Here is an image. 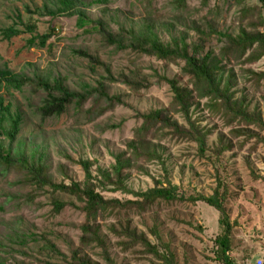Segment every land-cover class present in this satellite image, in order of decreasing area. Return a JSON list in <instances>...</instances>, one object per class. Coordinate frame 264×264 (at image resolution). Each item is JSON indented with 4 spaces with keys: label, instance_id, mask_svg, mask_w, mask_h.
<instances>
[{
    "label": "rangeland",
    "instance_id": "374dc122",
    "mask_svg": "<svg viewBox=\"0 0 264 264\" xmlns=\"http://www.w3.org/2000/svg\"><path fill=\"white\" fill-rule=\"evenodd\" d=\"M81 6L87 18L79 15L40 16L33 11L41 0H0V67L32 80L23 90H0L5 106H11L13 115H21V126L16 150L31 160L49 167V175L57 183H82L85 171L79 161L93 162L92 174L102 180L98 169L112 171L115 154L125 153L130 165L123 171L125 186L136 191H146L155 186L176 185L178 193L189 197L196 194L212 196L222 184L224 205L233 224L231 256L237 264H264V131L258 126H248L215 108L208 98H196L190 109L192 120L207 134V149L201 155L196 142L174 137L168 130L153 129L148 134V153L134 155L128 148L143 125L142 114L154 109H165L174 101L169 85L157 84L155 73L177 78L189 83L182 66L130 51L106 47L99 27L94 21H103L114 32L121 28L138 27L146 19L156 26L161 38L171 42L173 37L185 36L188 42L198 40L197 27L209 32L237 35L242 29L250 33H264V6L260 0H187L180 8L176 0H109L92 6ZM30 18L37 22V31L26 30ZM25 31L7 39L8 28ZM52 33L46 46L30 45L34 35ZM227 40L218 35L206 45L221 55ZM87 52L102 63L80 56ZM249 54L239 59L234 54L222 58L220 68L224 77L234 79L232 92L236 99L253 113L260 112L264 119V58L248 62ZM94 66V68H93ZM111 74L132 75L139 70L152 86L137 95L120 83L111 82ZM260 74V75H258ZM57 79L74 92H82L86 85L105 83L110 96H121L124 105L110 109L100 117H87L94 102L85 104V110L76 112L74 106L65 114L42 119L37 108L47 95L36 86L40 80L54 83ZM104 106H106L104 104ZM170 116L187 125L185 115L172 111ZM11 122H5L9 129ZM0 141L9 148L0 125ZM115 185H106L99 191L108 199L122 202L136 200L131 193L116 191ZM54 198L81 205L76 199L56 194L46 186L38 188L22 178L14 169L7 176L0 175V264L35 263L44 261L65 263L73 251L81 247V226L85 214L66 206L56 213ZM100 218L101 233L109 245V262L104 250L98 246L85 247L84 253L100 264H165L160 256L173 253L175 264H223L217 259L216 240L224 234L222 215L205 202L158 201L146 211L134 208L121 214ZM112 225L130 226L144 235L160 254L144 244L118 238L110 229ZM53 245L55 247H51Z\"/></svg>",
    "mask_w": 264,
    "mask_h": 264
},
{
    "label": "trees",
    "instance_id": "16d2710c",
    "mask_svg": "<svg viewBox=\"0 0 264 264\" xmlns=\"http://www.w3.org/2000/svg\"><path fill=\"white\" fill-rule=\"evenodd\" d=\"M88 6H92L97 2H109V0H87ZM264 6V0H260ZM180 8L187 5V0H176ZM81 6H86L85 0H41V4L34 9H27L29 13L35 12L40 16L49 15L52 17L58 16H75L79 15L87 18L85 11H82ZM260 18L264 21L263 14ZM99 27L101 38L106 47L115 46L123 51H130L139 56H147L162 61L166 66L174 64L182 66L184 76L190 77L189 83L182 84L177 78H170L166 75L155 73L157 84L165 82L169 85L174 94V101L170 107L165 109H154L147 114H142L143 125L137 130L136 138L129 142L128 148L133 151L134 155L148 153L149 145L148 134L153 130L160 128L168 130L170 134L179 139H184L191 142H196L199 146L201 155L206 153L207 149V134L192 120L190 109L196 98H208L215 103V108H218L222 114L230 117L229 121H238L241 124L248 126L256 125L264 131V119L260 112L253 113L244 106V100L236 99L235 93L232 92L234 79L231 75L224 77V70L220 68L222 58L228 54H234L239 59L249 54L247 61L252 63L264 58V33H250L246 29H242L239 34L232 35L218 32L211 29L207 32L205 29L197 27L196 31L199 35L198 40L188 42L186 37L181 35L173 37L171 42H165L161 38L156 26L148 19L138 27L121 28L114 32L109 29L103 21H94ZM27 32L34 34L37 31V22L30 18V23L26 25ZM25 31L8 28L4 31L7 39H12L19 36ZM218 35L222 39L227 40V46L223 47L221 55L217 56L213 50L207 51L206 45L212 41V37ZM52 37V33L44 35H34L29 40L30 45L46 46L47 41ZM80 56H85L97 63L103 62L87 52L77 51ZM94 68V66H93ZM111 82H120L128 86L132 92L137 95H142L141 90L149 89L152 83L147 77L141 74V71H132V75L121 74L115 78L108 67H106ZM260 75V74H258ZM264 76V75H263ZM32 80L23 75L16 74L8 68L0 67V90L21 91L27 85H30ZM36 87L43 89L47 94L41 105L37 108V114L42 119L50 117L59 118L74 106V110L82 112L85 110V104L90 100L94 102L88 111H85L86 116L100 117L110 109L118 105H124L121 96H110L106 90L105 83L98 82V86L86 85L84 91H72L63 80L57 79L54 83L40 80ZM104 104L106 106H104ZM84 109V110H83ZM175 111L185 115L188 126L179 123L178 120L170 116V112ZM21 115H13L11 106H5V101L0 98V125L3 128L6 138L10 139L9 148L5 151V145L0 141V175L7 176L12 170H20L22 178L29 183H34L38 188L43 189L48 186L53 190L54 197L56 194L68 196L76 199L81 205H76L74 202H66L59 198H54L53 205L56 213H60L63 209L70 205L82 211L86 220L81 226V247L73 251L71 260L63 256L62 264H100L92 260L86 253L85 247L98 246L104 250L105 258L112 262L109 256V245L105 237L101 233L99 219L104 218L105 214H121L123 210H133L137 208L146 211L158 201L176 202L190 201L192 203L205 202L215 208L222 215L221 224L224 228V234L216 240L217 259L223 264H237L231 256V243L233 224L224 205L222 184L216 187L212 196L192 195L185 197L178 193L176 185L168 187L155 186L146 191H136L125 186L123 171L130 165V159H124L125 153L115 154L116 164L112 171L107 169H98V174L102 176V180H96L92 174L91 168L93 162L82 160L79 161L85 171V180L80 183L73 181L71 184L57 183L49 175V167L41 162L36 163L35 154L31 156V160L23 155L21 149L16 150L12 142L16 141L17 133L21 126ZM5 122H11V127L7 129L4 126ZM264 143V137L261 138ZM106 185H115L116 191L120 190L125 193L133 194L137 199L128 200L125 202L119 199H108L99 191ZM110 229L118 238L127 237L132 243L144 244L156 254H160L158 248L148 241L144 235L138 234L132 230L129 225L126 227L112 225ZM51 247H54L51 245ZM55 249V247H54ZM173 253L160 256L165 264H175ZM4 264V263H3ZM16 264H35V263H16ZM44 264H61L52 261H44Z\"/></svg>",
    "mask_w": 264,
    "mask_h": 264
},
{
    "label": "built area",
    "instance_id": "2783aa9c",
    "mask_svg": "<svg viewBox=\"0 0 264 264\" xmlns=\"http://www.w3.org/2000/svg\"><path fill=\"white\" fill-rule=\"evenodd\" d=\"M262 263H263V261L261 260V261H260V264H262Z\"/></svg>",
    "mask_w": 264,
    "mask_h": 264
}]
</instances>
